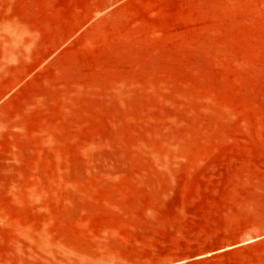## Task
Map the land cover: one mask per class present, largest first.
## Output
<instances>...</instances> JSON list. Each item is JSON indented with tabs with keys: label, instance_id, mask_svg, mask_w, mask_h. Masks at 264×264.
Segmentation results:
<instances>
[{
	"label": "rangeland",
	"instance_id": "374dc122",
	"mask_svg": "<svg viewBox=\"0 0 264 264\" xmlns=\"http://www.w3.org/2000/svg\"><path fill=\"white\" fill-rule=\"evenodd\" d=\"M0 264H264V0H0Z\"/></svg>",
	"mask_w": 264,
	"mask_h": 264
}]
</instances>
